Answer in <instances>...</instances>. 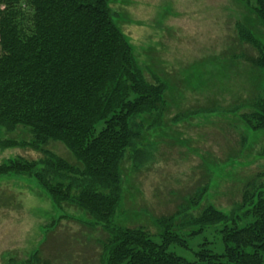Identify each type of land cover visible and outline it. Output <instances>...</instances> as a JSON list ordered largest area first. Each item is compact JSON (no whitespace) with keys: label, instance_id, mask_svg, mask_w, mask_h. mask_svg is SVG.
I'll use <instances>...</instances> for the list:
<instances>
[{"label":"rangeland","instance_id":"rangeland-1","mask_svg":"<svg viewBox=\"0 0 264 264\" xmlns=\"http://www.w3.org/2000/svg\"><path fill=\"white\" fill-rule=\"evenodd\" d=\"M253 2L108 0L140 73L165 85L164 107L132 119L137 157L120 163L122 194L112 223L143 227L159 242L155 218L182 211L172 228L185 246L172 244L169 251L190 261L201 246L223 251V223L197 231L191 223L179 227L182 220L207 204L241 215L244 188L264 184V131L241 119L264 87V73L247 60L256 50L237 29L242 24L264 41ZM9 138L31 135L26 127H0V140ZM46 147L76 162L63 143ZM16 156L41 153L0 147V162ZM107 237L102 222L71 203L55 204L33 175H0V264H106Z\"/></svg>","mask_w":264,"mask_h":264},{"label":"trees","instance_id":"trees-1","mask_svg":"<svg viewBox=\"0 0 264 264\" xmlns=\"http://www.w3.org/2000/svg\"><path fill=\"white\" fill-rule=\"evenodd\" d=\"M250 9L264 25V0ZM237 29L256 50L247 60L264 73V41L242 24ZM164 90L162 81L140 73L108 0H0V127H26L31 135L2 139L0 147L41 153L0 162V175H33L55 204L71 203L102 222L106 264H264V184L244 188L241 215L207 204L182 220L179 227L191 223L197 231L223 223V251L201 246L192 261L169 251L172 244L185 246L172 228L182 211L155 218L159 242L143 227L112 223L122 194L120 163L137 157L132 119L162 109ZM249 104L242 121L264 131V87ZM51 141L63 143L76 162L48 149Z\"/></svg>","mask_w":264,"mask_h":264}]
</instances>
